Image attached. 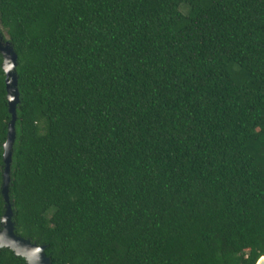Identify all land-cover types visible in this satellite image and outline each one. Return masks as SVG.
<instances>
[{"label":"trees","instance_id":"16d2710c","mask_svg":"<svg viewBox=\"0 0 264 264\" xmlns=\"http://www.w3.org/2000/svg\"><path fill=\"white\" fill-rule=\"evenodd\" d=\"M0 24L17 234L52 264L257 263L264 0H0ZM7 93L0 51V226Z\"/></svg>","mask_w":264,"mask_h":264},{"label":"water","instance_id":"95a60500","mask_svg":"<svg viewBox=\"0 0 264 264\" xmlns=\"http://www.w3.org/2000/svg\"><path fill=\"white\" fill-rule=\"evenodd\" d=\"M0 51L4 56V69L6 72L7 98L9 101L12 120L9 125V134L5 142L2 193L6 201L5 213L1 219L0 226V247L13 250L17 255L26 258L29 264H52L51 258L45 252V245L33 242L31 239L23 237L15 232L12 220L13 210L9 201L10 165L12 155V145L15 138L16 106L19 102L18 76L16 73L17 54L9 40L0 42ZM264 254L258 259L257 263L263 258ZM261 264H264V259Z\"/></svg>","mask_w":264,"mask_h":264},{"label":"rangeland","instance_id":"374dc122","mask_svg":"<svg viewBox=\"0 0 264 264\" xmlns=\"http://www.w3.org/2000/svg\"><path fill=\"white\" fill-rule=\"evenodd\" d=\"M185 8H183L184 10ZM8 35L6 33V31L3 29V27L0 24V42H5L7 41Z\"/></svg>","mask_w":264,"mask_h":264},{"label":"bare ground","instance_id":"6f19581e","mask_svg":"<svg viewBox=\"0 0 264 264\" xmlns=\"http://www.w3.org/2000/svg\"><path fill=\"white\" fill-rule=\"evenodd\" d=\"M264 259V256H263V258L259 261V263L258 264H261V262H262V260Z\"/></svg>","mask_w":264,"mask_h":264}]
</instances>
